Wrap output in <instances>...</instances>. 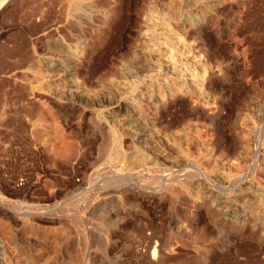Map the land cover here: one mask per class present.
Listing matches in <instances>:
<instances>
[{"label":"rangeland","instance_id":"374dc122","mask_svg":"<svg viewBox=\"0 0 264 264\" xmlns=\"http://www.w3.org/2000/svg\"><path fill=\"white\" fill-rule=\"evenodd\" d=\"M75 1L0 0V264H264V0Z\"/></svg>","mask_w":264,"mask_h":264},{"label":"bare ground","instance_id":"6f19581e","mask_svg":"<svg viewBox=\"0 0 264 264\" xmlns=\"http://www.w3.org/2000/svg\"><path fill=\"white\" fill-rule=\"evenodd\" d=\"M77 1V0H76ZM75 1V2H76ZM84 1V0H83ZM190 1V0H189ZM192 1V0H191ZM188 2V1H187ZM77 3V2H76ZM75 3V4H76ZM79 3V1H78ZM86 3V1H85ZM181 4V3H180ZM83 6V5H82ZM85 6V5H84ZM83 6V7H84ZM163 8V6H161ZM188 7V6H187ZM194 7V6H193ZM77 8V7H76ZM80 8V7H79ZM165 8V7H164ZM75 9V8H74ZM183 9V8H182ZM187 9V8H186ZM192 9V8H191ZM72 10V9H71ZM76 10V9H75ZM145 10V9H144ZM185 10V8H184ZM204 10V9H203ZM86 11V10H83ZM143 11V10H142ZM149 12V11H148ZM169 12V11H168ZM183 12V11H182ZM160 13V12H159ZM165 13V12H164ZM189 13V12H188ZM203 13V12H202ZM156 14V13H155ZM162 14V12H161ZM173 14V13H171ZM182 14V13H181ZM191 14V13H189ZM195 14V13H194ZM187 16V15H186ZM185 16V17H186ZM200 16V15H199ZM155 17V16H154ZM153 17V18H154ZM173 17V16H172ZM171 17V18H172ZM177 17V16H176ZM193 17V16H192ZM148 18V17H147ZM157 18V17H156ZM160 19V18H159ZM164 19V18H163ZM153 19L149 18L147 19L146 22V26H145V31L142 33L141 35V40H143V42H145L146 44L149 42V40H151L152 34H154L155 32V28L153 26L152 22ZM194 22H196L195 20L192 21H188L185 20L183 21V23L181 24L183 28L189 27L191 26ZM140 23V22H139ZM156 24V23H155ZM159 24V23H158ZM175 24V23H174ZM158 26V25H157ZM177 26V25H176ZM180 26V25H179ZM196 26V24H195ZM139 27V25H138ZM193 27V26H192ZM200 27V26H199ZM141 28V27H139ZM175 28V27H174ZM191 28V27H190ZM144 29V28H143ZM142 30V29H141ZM178 30V29H176ZM183 30V29H182ZM186 30V29H185ZM195 30V29H194ZM139 34V33H138ZM190 34V33H189ZM138 36V35H137ZM140 36V35H139ZM157 41L159 44L162 45V51L158 52L159 55V61L158 62H162V66H164L166 68V76L163 79L161 85H162V89H157L156 91L154 90H150V92L145 93V96L148 97L150 104H151V108L148 112L149 116H153V113L162 105V102L164 101V99L166 98V95H173L174 93H177L178 90H181V88L183 87H188V86H199L200 89H203L204 86L206 87L207 84L205 85V75L202 73H199V69L198 71H195V69L197 67H199L201 65V60L196 58L193 53H192V45H188L186 44L183 40H181L178 37H174L173 33L170 31L169 28H161V31H159L157 33ZM198 45V44H197ZM148 50V48H146ZM195 50V49H194ZM146 51V50H145ZM151 53H153L152 51H154V49L150 48ZM142 52V51H141ZM144 53V52H143ZM145 54V53H144ZM147 56V55H146ZM151 58V57H150ZM153 59V58H152ZM51 61V60H49ZM157 61V59H156ZM48 62V60H47ZM138 62V61H137ZM147 62V61H146ZM154 62V61H153ZM157 62V63H158ZM56 63V62H55ZM72 64V63H71ZM159 65V64H158ZM48 66V64H47ZM144 66V64H143ZM68 67V66H67ZM146 67V66H144ZM151 68V67H149ZM58 70V69H57ZM67 71V69L65 70ZM150 71V70H149ZM151 71H153L151 69ZM150 71V72H151ZM61 72V71H60ZM59 72V73H60ZM71 72V71H70ZM55 73V71H54ZM73 73V72H72ZM74 74V73H73ZM152 74V72H151ZM57 75V74H56ZM143 75V74H142ZM153 75V74H152ZM155 75V74H154ZM66 76V75H65ZM69 76V75H68ZM147 76V75H146ZM57 77V76H56ZM141 77V76H140ZM150 77V76H149ZM68 78V77H67ZM145 78V77H144ZM208 78V77H207ZM138 79V78H137ZM54 80V78H53ZM63 80V79H62ZM141 80V79H140ZM143 80V79H142ZM132 81V80H129ZM135 82V80H133ZM62 82V81H61ZM140 82V81H139ZM153 82V81H152ZM58 83V82H57ZM52 84V83H51ZM153 84V83H152ZM128 85V84H127ZM175 85H177L175 87ZM152 86V85H151ZM155 86V83H154ZM197 86V87H198ZM76 87V86H75ZM208 87V86H207ZM133 89V88H132ZM135 89V88H134ZM132 91V90H131ZM182 91V90H181ZM136 94V92H135ZM140 94V93H139ZM178 94V93H177ZM141 95V94H140ZM139 95V96H140ZM188 96V95H187ZM138 97V95H137ZM183 97V96H182ZM204 97V96H203ZM144 98V97H143ZM178 98V97H177ZM205 98V97H204ZM143 100V99H142ZM141 100V101H142ZM202 100V99H201ZM133 101V100H132ZM120 102V101H119ZM128 102V101H127ZM147 102V101H146ZM202 102V101H201ZM199 104V103H198ZM196 105V104H195ZM121 106V105H120ZM200 106V105H199ZM124 107V106H123ZM131 107V106H130ZM145 107V106H144ZM126 108V107H125ZM142 108V107H141ZM140 108V109H141ZM162 108V107H161ZM202 108V107H201ZM131 109V108H130ZM160 109V108H159ZM117 110V109H116ZM120 110V109H119ZM125 111V110H124ZM119 112V111H118ZM134 112V111H133ZM124 113V112H123ZM128 113V112H127ZM131 113V111L129 112ZM135 114V113H134ZM160 115V113H158ZM163 114V113H162ZM129 114H127V117ZM137 116V115H136ZM133 117V116H132ZM163 117V115L161 116ZM139 118V117H138ZM155 118V117H154ZM116 119V118H114ZM118 119V118H117ZM140 119V118H139ZM160 119V118H159ZM138 120V119H137ZM142 119H140L141 121ZM118 121V120H117ZM133 121V120H131ZM137 122V121H136ZM147 123V122H146ZM145 123V124H146ZM150 123V122H149ZM127 124V123H125ZM129 124V122H128ZM142 124V123H140ZM138 126V125H137ZM141 126V125H140ZM143 126V124H142ZM146 126V125H145ZM147 128V126H146ZM139 129V128H138ZM146 130V129H145ZM153 130V129H151ZM137 131V130H136ZM140 131V130H139ZM138 132V131H137ZM147 132V131H146ZM149 132V131H148ZM152 132V131H151ZM140 133H138L139 135ZM203 138V137H202ZM142 139V138H140ZM141 141V140H140ZM250 193V192H249ZM253 196V195H251ZM256 197V196H255ZM184 199V198H183ZM217 199V198H216ZM215 200V199H214ZM214 202V201H213ZM219 203V202H218ZM223 203V202H222ZM213 204V203H212ZM215 204V203H214ZM224 205V204H223ZM214 206V205H213ZM216 209V208H215ZM221 209V207H220ZM232 210V209H231ZM229 211V210H228ZM221 212V211H220ZM234 213V212H233ZM230 214V213H229ZM236 215V214H235ZM234 216V215H233ZM228 217V216H227ZM237 217V216H236ZM229 218V217H228ZM237 220H235L236 222ZM38 238V236H37ZM25 250V249H24ZM25 252V251H24ZM24 254V253H23ZM28 255V254H27ZM29 258V255H28ZM27 259V258H26ZM28 260V259H27ZM28 262V261H27ZM43 264V263H42Z\"/></svg>","mask_w":264,"mask_h":264}]
</instances>
